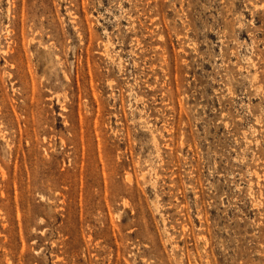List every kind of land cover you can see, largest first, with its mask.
Listing matches in <instances>:
<instances>
[{"label": "rangeland", "instance_id": "rangeland-1", "mask_svg": "<svg viewBox=\"0 0 264 264\" xmlns=\"http://www.w3.org/2000/svg\"><path fill=\"white\" fill-rule=\"evenodd\" d=\"M0 264H264V0H0Z\"/></svg>", "mask_w": 264, "mask_h": 264}, {"label": "bare ground", "instance_id": "bare-ground-1", "mask_svg": "<svg viewBox=\"0 0 264 264\" xmlns=\"http://www.w3.org/2000/svg\"><path fill=\"white\" fill-rule=\"evenodd\" d=\"M253 170V169H252ZM2 171V170H1ZM257 174V173H256ZM187 226V225H186ZM168 233V232H167Z\"/></svg>", "mask_w": 264, "mask_h": 264}]
</instances>
